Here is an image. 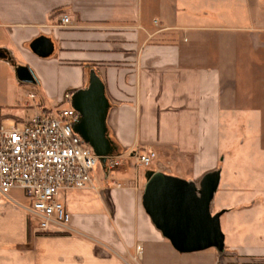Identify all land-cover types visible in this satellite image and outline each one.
Listing matches in <instances>:
<instances>
[{
	"label": "crops",
	"instance_id": "obj_1",
	"mask_svg": "<svg viewBox=\"0 0 264 264\" xmlns=\"http://www.w3.org/2000/svg\"><path fill=\"white\" fill-rule=\"evenodd\" d=\"M40 37L54 44L48 58L31 49ZM0 55L3 124L68 108L93 69L124 156L59 194L63 231L34 235L23 191L0 194V264H264V0H0ZM18 66L37 83L21 82ZM150 152L145 171L134 157ZM157 172L197 187L218 173L211 209L232 244L176 251L143 207Z\"/></svg>",
	"mask_w": 264,
	"mask_h": 264
},
{
	"label": "built area",
	"instance_id": "obj_2",
	"mask_svg": "<svg viewBox=\"0 0 264 264\" xmlns=\"http://www.w3.org/2000/svg\"><path fill=\"white\" fill-rule=\"evenodd\" d=\"M62 25L70 23L63 17ZM70 104L66 109L43 112L28 122L4 125L0 119V194L23 191L30 206L26 208L34 230L43 234L68 228L71 217L58 199L63 191L92 186L99 161L91 147L75 132L80 115ZM136 164L149 167L156 154L137 153ZM124 156L106 159L108 170L120 165Z\"/></svg>",
	"mask_w": 264,
	"mask_h": 264
},
{
	"label": "water",
	"instance_id": "obj_3",
	"mask_svg": "<svg viewBox=\"0 0 264 264\" xmlns=\"http://www.w3.org/2000/svg\"><path fill=\"white\" fill-rule=\"evenodd\" d=\"M31 49L39 57L48 58L55 47L49 38L40 37L32 43ZM16 73L21 82L34 84L38 81L26 66H18ZM71 106L80 115L75 132L100 159L106 161L114 156L117 148L108 137L107 127L111 104L105 84L96 71L90 72L86 88L74 92ZM218 186V173L205 176L199 187L162 172L153 173L144 190L143 207L155 228L179 253L208 249L224 251L225 235L221 228L224 212H211Z\"/></svg>",
	"mask_w": 264,
	"mask_h": 264
},
{
	"label": "rangeland",
	"instance_id": "obj_4",
	"mask_svg": "<svg viewBox=\"0 0 264 264\" xmlns=\"http://www.w3.org/2000/svg\"><path fill=\"white\" fill-rule=\"evenodd\" d=\"M88 85V84H87ZM31 102V100H29ZM36 102H40V99H38ZM52 112H54V109L51 110ZM32 110H27L23 117H26V116H30L32 114ZM4 124L6 126L10 125L11 122H4ZM106 161L102 160V159H99L95 169H94V175L95 176H101L103 173H104V165H105ZM152 166H153V163L151 164V166L149 167H144L145 171H148L150 169H152ZM62 193V192H61ZM60 193V194H61ZM211 212H212V209H211ZM221 227H222V231L224 233V235L226 236L225 237V245L226 246H229L230 244H232V240H233V236L230 234V232L228 231L227 227H225V223L223 224V222L221 221ZM226 230V231H225ZM30 232H32L34 235L36 236H40V235H48V234H43V233H39V232H36L34 230V228L32 227L31 223H30ZM227 232V235L226 233Z\"/></svg>",
	"mask_w": 264,
	"mask_h": 264
},
{
	"label": "trees",
	"instance_id": "obj_5",
	"mask_svg": "<svg viewBox=\"0 0 264 264\" xmlns=\"http://www.w3.org/2000/svg\"><path fill=\"white\" fill-rule=\"evenodd\" d=\"M92 70H93V69H92ZM92 70L89 71V73H88V77H89V74H90V72H91ZM75 92H76V91H75ZM45 112H48V113H49V112H51V111H45Z\"/></svg>",
	"mask_w": 264,
	"mask_h": 264
},
{
	"label": "flooded vegetation",
	"instance_id": "obj_6",
	"mask_svg": "<svg viewBox=\"0 0 264 264\" xmlns=\"http://www.w3.org/2000/svg\"><path fill=\"white\" fill-rule=\"evenodd\" d=\"M87 87V86H86ZM86 87H84V88H86Z\"/></svg>",
	"mask_w": 264,
	"mask_h": 264
}]
</instances>
